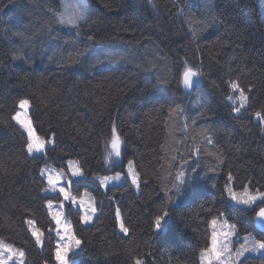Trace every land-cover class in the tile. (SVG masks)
I'll use <instances>...</instances> for the list:
<instances>
[{
  "label": "trees",
  "instance_id": "obj_1",
  "mask_svg": "<svg viewBox=\"0 0 264 264\" xmlns=\"http://www.w3.org/2000/svg\"><path fill=\"white\" fill-rule=\"evenodd\" d=\"M90 2V17L72 27L57 23L60 0H0V238L23 249L26 264H57L47 202L62 198L46 193L41 170L76 160L84 177L72 190L92 192L99 214L86 226L66 203L82 244L75 264H200L211 221L221 216L240 235L264 240L256 215L264 201L241 207L227 192L229 174L235 189L264 192V121L255 115L264 116L258 0ZM189 67L203 82L187 93ZM230 81L249 93L240 114L229 101ZM22 99L36 133L55 136L44 154L28 153L13 119ZM113 128L122 153L108 165ZM129 161L141 191L129 180L104 190L95 176L125 173ZM29 220L43 231L42 247ZM243 264H264V256Z\"/></svg>",
  "mask_w": 264,
  "mask_h": 264
},
{
  "label": "snow or ice",
  "instance_id": "obj_2",
  "mask_svg": "<svg viewBox=\"0 0 264 264\" xmlns=\"http://www.w3.org/2000/svg\"><path fill=\"white\" fill-rule=\"evenodd\" d=\"M69 9L71 11L69 12ZM88 11V6L86 3L82 2L80 4L76 3H65L64 4V12L59 13L60 22L67 23V24H76V22L82 19ZM195 35V34H194ZM15 58V57H14ZM198 72L194 71L192 68H186L183 72V84L185 88H190L192 86V78L197 76ZM230 87L239 93L238 99L241 102V107L247 104L249 97L246 95L247 89L241 87V85L236 81H230ZM19 106L21 109H27L29 106V101L27 99H22L19 101ZM236 112L240 111V107L235 109ZM256 117L264 121V116L260 112L255 113ZM21 126H23L28 132V141H27V151L28 153L32 152H40L43 151L45 148L46 143H54L55 136H53L52 140L46 141L45 139L37 138L35 136L34 130L32 128V122L27 118V114L25 113L24 116L21 115L20 112H17L16 115L13 117ZM112 139L110 141L111 144V154L116 156L121 155V138L117 135L116 129H112ZM129 175L132 179V184L139 187L138 184V175L135 171L132 170V162L129 161ZM68 171L70 172V177H78L84 175V171L82 167L79 165L77 161H68ZM182 175V174H181ZM41 176L46 178L48 183V187L52 188L53 190H57L60 192V197H62L63 201H71L73 204L77 203V197L72 194L71 186L72 180L66 175V173L61 170L59 172L56 171H48V170H41ZM96 179L100 181L101 186H106L107 183L113 179L119 180L121 178V173L117 172L114 176H95ZM228 179L231 181L232 176L229 174ZM67 185L64 186V185ZM179 192V188H177ZM228 192L231 196V199L236 201L239 204L250 206L254 204L257 200L264 199V193H258L257 195H250L248 188L245 187L242 193H237L232 191L231 188L228 189ZM172 199L171 197L169 198ZM86 202L89 204L91 208V212L85 211L84 215L81 219L84 223H88L92 220L93 214L96 212V208L91 205V198L88 197V194L85 193L84 197L79 199V204L83 207ZM47 207L49 209L52 208V203L49 202ZM63 207V204H61ZM168 213H164L166 216ZM256 215L260 218H264V207H260ZM52 219L56 221L59 225L61 223V213L59 212H52L51 213ZM163 216L156 217V226L160 227L161 220ZM115 219L119 222L120 230L122 232L127 233L128 228L125 227L124 222L121 220V212L119 209L115 212ZM28 224H32V221L29 220ZM211 225L215 229L217 225V220L213 219L211 221ZM64 233L67 236V239L74 244L75 246H79L81 241L76 238L75 235L72 234V229L69 224L64 225ZM236 234V225H231L230 230L226 233H223L225 241H228L233 235ZM32 235L36 237L37 243L41 242V234L35 228L32 229ZM63 239V237H62ZM245 243L240 244L238 248H236L235 252H232L229 243H220L218 240V234L215 230L212 232L211 236V248L207 251L217 260H220L221 257L225 256L227 253L229 259L227 261H221V264H241V258L245 256L246 253L251 252H260L264 250V240H258L252 237H245ZM250 244V246H249ZM71 244L63 245L57 252H56V259L60 261V264H68L66 259L67 253L70 250ZM0 264H9V260L16 258H23L25 253L20 250L12 249L10 246L3 245V242H0ZM139 264V262H138Z\"/></svg>",
  "mask_w": 264,
  "mask_h": 264
},
{
  "label": "rangeland",
  "instance_id": "obj_3",
  "mask_svg": "<svg viewBox=\"0 0 264 264\" xmlns=\"http://www.w3.org/2000/svg\"><path fill=\"white\" fill-rule=\"evenodd\" d=\"M66 2H67V3H76V4H80V3L84 2V0H60V8H59V10L57 11V15H58V18H59V19H60V17H59V13L64 12V4H65ZM258 3H259V6H260V9H261V12H262V17H263V19H264V4L261 3V0H258ZM89 6H90V12H89V17H90L91 12H92V10H93V6H92L90 0H89ZM70 11H71V9H69V12H70ZM83 22H85V21L78 20V21H77V25H79V24H81V23H83ZM246 95L249 96V93L246 92ZM238 97H239V93L233 90V94H232V96H231L230 99H229V101H230L231 103H233V105L235 106V109H236L237 107H240V111H239V112H236V111H235L236 114H240V113H241L245 108H247V106H248V102H247L246 105H244L243 107H241V102H240V100L238 99ZM30 109H31V105H30V102H29V106H28L27 109H21L20 106H19V110H18L17 112H20L22 116H24V114L26 113V114H27V118H28L29 120H31V118H30ZM16 122H17V121H16ZM18 125L21 127V129L23 130V132H24V133L27 135V137H28V132H27V130H26L23 126H21L19 123H18ZM32 128H33L34 133H35V136H36L37 138L45 139L46 141H48V140H52V139H53V137L50 138V139H46V138H44V137L39 136V135L36 133V131H35L33 125H32ZM117 135H118V134H117ZM54 143H55V141H54ZM54 143H46L45 148H44L43 151H40V152H35V151H34V152L30 153V154L33 155V156H34V155H39V154H44V153H45V149H46L48 146H53ZM111 151H112V150H111V146H110V150L108 151V153H107V158H106V162H107L108 165L113 164V163H118V162L121 160V155H120V156H116V155H114V154H111ZM121 153H122V142H121ZM72 161H76V160H72ZM77 162H78V161H77ZM131 162H132V170L135 171V172L137 173V175H138V172H137V170H136L135 164L133 163V161H131ZM78 163H79V162H78ZM79 165H80V164H79ZM42 170L56 171V172H59V171L63 170V171L66 173V175L72 180V183H73L74 180L84 177V175H82V176H78V177H70V172L68 171V162H67V169H60V170H59V169H56V168H54V167H52V166L46 165V166L43 167ZM115 174H116V173H115ZM115 174L108 175V176H114ZM42 177H43V178L45 179V181H46V178H45L44 176H42ZM127 180H129V181L132 183L131 176L129 175V164H128L127 168H126V172H125V173H121V178H120L119 180L109 181V182L107 183V185H106V186H102V188H103L104 190H106V189H108V188L111 187V186H115V185L122 184V183H124V182L127 181ZM98 181H99V180H98ZM46 182H47V181H46ZM99 182H100V181H99ZM138 184H139V187H137L136 185H133V186H134V189H135L137 192H140V191H141V180H140L139 175H138ZM47 185H48V183H47ZM64 186L67 187L66 184H65ZM246 187L248 188V191H249V194H250V195H257L258 193H264V192H254V191L250 188L249 185L246 186ZM229 188H231L232 191L237 192V193H242L243 190H244V189H241V190H237V189H235L234 186H233V179L230 181V184H229V186H228V188H227V192H228V189H229ZM71 192H72L73 195H75V196L77 197V203L73 204L71 201H63V199H61V200H54V199H51V200H49V201L47 202V205H48L49 202H51V203H52V208H51V209H49L48 207H47V208H48V211H49V213H50V216H51V213H52V212H59V213H61V223H60L59 225L56 223L55 220H53V221L55 222V224H56V228H55L54 230H52V231L56 234V236H57V240H56V252H57V251H58L63 245H65V244H71V247H70V250H69L68 253H67L66 259H67V261H68V264H75V262H76L78 259H77V258H71V256H72L73 254H75V253H77V252L80 251V249H81V247H82V244L80 243L79 246H75L74 244H72V243L67 239V236H66L65 233H64V225H65V224H69V225L71 226V229H72V234L76 236V234H75V232H74V228H73L72 220H70L69 218H67V216L65 215L66 203H71V204H73V206H74L76 209L80 210V212H81V216H83L85 211L91 212V208L89 207V204H88L87 202H86V204L82 207V206L79 204V199H80L81 197H84V196H85V193L88 194V197L91 198V205L94 206V207L96 208V212L93 214L92 220H91L90 222H88V223H84V221L82 220L83 224L86 225V226L93 224L94 221L96 220V218H97V216H98V214H99V206H98V201H97L96 197H95L94 194H93L92 192H90L89 190H85L81 195H78V194H76V193L72 190V186H71ZM46 193L51 194V195H56V196H57V195H61L60 192L58 191V189H57V190H53L52 188H49V187H47ZM228 196H229L230 200H231L234 204L239 205V206H241V207H246V208H248V207H253V206H255L256 204H258V203L264 201V199H260V200H257L254 204H252V205H250V206H246V205L239 204V203H237L236 201L232 200V199H231V196H230V194H229V192H228ZM61 198H62V197H61ZM61 204H63V207H61ZM51 218H52V216H51ZM215 219L217 220V225L215 226V229H214L213 226L211 225V236H212V232H213V230H215V231L217 232V234H218V240L220 241V243H225V242L229 243V247H230V249H231L232 252H235L236 248H238V247L240 246V244L245 243V239H244L245 237L256 238V236H254L253 234L240 235V234L237 232V230H236V234L233 235L228 241H225L224 236H223V233L228 232V231L230 230V226H231L232 224H230L227 220H225V218H224L223 216H221V217H217V218H215ZM121 220L123 221L122 217H121ZM31 221H32V224H31V225L29 224L30 232H31V234H32V229H33V228H35V229H37V230L39 231V233L41 234V242L38 243V245L42 247V246H43V241H44L43 231H41V229L38 228V226H37V224H36L35 221H33V220H31ZM118 224H119V222H118ZM119 230H120V226H119ZM120 232H122V231L120 230ZM122 233L125 234V235L128 234V232H127V233L122 232ZM62 237H63V239H62ZM34 238L36 239V237H34ZM76 238H77V236H76ZM77 239H78V238H77ZM256 239H257V238H256ZM0 242H3V245L10 246L12 249H16V250H20V251H23V252H24L23 249H21V248L15 246V245H13V244H11V243H9V242L3 240V239H1V238H0ZM249 246H250V244H249ZM210 248H211V240H210V245H209V247H207L206 249H204V250L201 252V254H200V264H221V261H222V260H223V261H227V260L229 259V256H228V254L226 253L225 256H223V257L220 258V260H217L216 258H214V257H213V256L207 251V250L210 249ZM2 250H3V249H0V251H2ZM24 253H25V252H24ZM249 256H264V250H261L260 252L246 253L245 256L241 258V264H243V260H244L246 257H249ZM56 262H57V264H60V261H58L57 259H56ZM138 262H139V264H145V260H144V259H138V260L136 261V264H138ZM9 264H26V255H24L23 258H16V257H14L13 259L9 260Z\"/></svg>",
  "mask_w": 264,
  "mask_h": 264
},
{
  "label": "water",
  "instance_id": "obj_4",
  "mask_svg": "<svg viewBox=\"0 0 264 264\" xmlns=\"http://www.w3.org/2000/svg\"><path fill=\"white\" fill-rule=\"evenodd\" d=\"M196 71V70H194ZM203 82V79H202V75L200 73H198L197 76L193 77L192 78V86L190 88H185L184 84V89L187 93H190L193 91L194 88H196L197 86H200ZM257 224L258 226L261 228V229H264V218H260L258 217L257 218Z\"/></svg>",
  "mask_w": 264,
  "mask_h": 264
},
{
  "label": "clouds",
  "instance_id": "obj_5",
  "mask_svg": "<svg viewBox=\"0 0 264 264\" xmlns=\"http://www.w3.org/2000/svg\"><path fill=\"white\" fill-rule=\"evenodd\" d=\"M84 3L87 4V6H88V11H87V13L85 14V16H84L82 19H80L81 21H86V20L89 18V12H90L89 0H84ZM261 3L264 4V0H261ZM57 23H60V24H62V25H71L72 27H76V26H78V25H77V22H76V24H67V23H62V22H60L59 19H57ZM113 180H115V179H113ZM113 180H111V181H113ZM49 188H50V187H49ZM177 194H179V192H178Z\"/></svg>",
  "mask_w": 264,
  "mask_h": 264
}]
</instances>
